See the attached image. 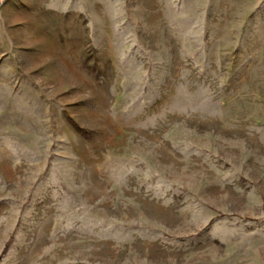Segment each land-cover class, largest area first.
<instances>
[{
    "label": "rangeland",
    "instance_id": "rangeland-1",
    "mask_svg": "<svg viewBox=\"0 0 264 264\" xmlns=\"http://www.w3.org/2000/svg\"><path fill=\"white\" fill-rule=\"evenodd\" d=\"M0 264H264V0H0Z\"/></svg>",
    "mask_w": 264,
    "mask_h": 264
}]
</instances>
